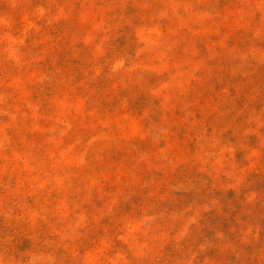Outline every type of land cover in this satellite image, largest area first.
<instances>
[{"label":"rangeland","instance_id":"obj_1","mask_svg":"<svg viewBox=\"0 0 264 264\" xmlns=\"http://www.w3.org/2000/svg\"><path fill=\"white\" fill-rule=\"evenodd\" d=\"M262 28L264 0H0V264H264Z\"/></svg>","mask_w":264,"mask_h":264},{"label":"trees","instance_id":"obj_2","mask_svg":"<svg viewBox=\"0 0 264 264\" xmlns=\"http://www.w3.org/2000/svg\"><path fill=\"white\" fill-rule=\"evenodd\" d=\"M248 12V13H247ZM247 12H244V19L245 21L247 22L248 25H251V24H255L256 20H259L260 17L257 16L256 13H251L250 11H247ZM251 27V26H249ZM176 32L174 33V35H171L172 37L176 38L177 42L180 43V46L185 49L186 51H189L192 59H195L196 61L200 58V61L201 60H205V57H204V47H205V44H204V38H201V28L199 27H196V32L192 30V26L189 24V23H183L181 26H176ZM245 29V27H244ZM243 28L240 29V31H243L244 30ZM246 30V29H245ZM261 31H264V29H260ZM198 32V33H197ZM260 32V31H259ZM243 32H238V34H241ZM262 33V32H260ZM248 37H251V36H248ZM205 39H206V36H205ZM249 39V38H248ZM161 41L163 42V40L161 39ZM234 45L235 42L233 43ZM246 58H243L242 61H240V64L241 66L245 67L244 66V63L246 62L245 60ZM146 60V59H145ZM172 62H174V59L173 60H170ZM146 62V61H144ZM199 63H203V62H199ZM142 64H146V63H142ZM186 70H190L187 66L185 68ZM190 72V71H189ZM205 71L204 70H199L198 73L200 75H202ZM153 73H155L153 71ZM136 74L138 75H152V72L149 70V69H144V68H139L138 71L136 72ZM245 77H249V75H246ZM191 87V86H190ZM189 87V88H190ZM229 92H231L230 94H233L235 93V90L234 88H230L228 90ZM207 93V90L204 91L203 93ZM215 97H214V103L211 105L209 103V101L205 98V95L202 97V100L200 101L202 105L204 106H207V107H210V109L212 111H214L215 113V117L212 121V123L214 122V120L218 118V112H217V100H216V93L214 94ZM249 103L251 102V97L249 98ZM231 103H229V105L227 107H225V109H229V106H230ZM127 108V107H126ZM129 109V108H128ZM223 110V109H222ZM126 112H129V110L126 109ZM209 113V112H207ZM199 118V117H198ZM154 125L156 126H159L161 124H159L158 122L154 123ZM122 127V126H121ZM114 127H110L109 131L112 132L114 131L113 129ZM121 128H118L117 131H119V135L118 137H121V140H119V148L118 149H122L124 147V151H127L128 149H131V148H134V147H137L136 146V143H134L132 146H130L132 143L131 142H128V141H125L124 139V135L122 133V131H124L125 129H122V131L120 132ZM113 133V132H112ZM115 134V133H114ZM105 139H102L101 140V137H98L96 138V134H93L90 139L87 140L88 144L89 145H93L95 144L94 146H98L100 145V148H101V154L99 153V158L101 159H104V155L106 154V151H110V148L108 149H104L103 146H104V141ZM127 143V144H126ZM110 143H106V145H109ZM126 144V145H125ZM155 144V143H153ZM158 147H160L159 144H157ZM103 149V150H102ZM185 150V148H183ZM120 151V150H119ZM186 151V150H185ZM186 153V152H185ZM97 156V155H95ZM118 216V213H115V216L114 217H117Z\"/></svg>","mask_w":264,"mask_h":264}]
</instances>
